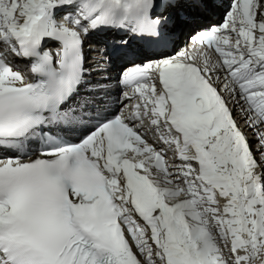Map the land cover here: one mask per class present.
I'll return each instance as SVG.
<instances>
[{
    "label": "snow or ice",
    "instance_id": "6c2138e0",
    "mask_svg": "<svg viewBox=\"0 0 264 264\" xmlns=\"http://www.w3.org/2000/svg\"><path fill=\"white\" fill-rule=\"evenodd\" d=\"M0 46V264H264V0H0Z\"/></svg>",
    "mask_w": 264,
    "mask_h": 264
},
{
    "label": "bare ground",
    "instance_id": "6f19581e",
    "mask_svg": "<svg viewBox=\"0 0 264 264\" xmlns=\"http://www.w3.org/2000/svg\"><path fill=\"white\" fill-rule=\"evenodd\" d=\"M89 43L92 44L91 47H93L94 49H96V43L93 40L89 39ZM18 66H19V63H18ZM247 131H248L249 137H251V135H252L251 130L250 129H247Z\"/></svg>",
    "mask_w": 264,
    "mask_h": 264
}]
</instances>
